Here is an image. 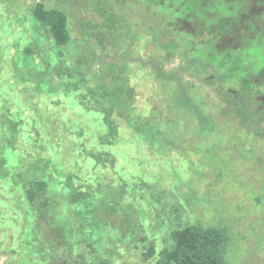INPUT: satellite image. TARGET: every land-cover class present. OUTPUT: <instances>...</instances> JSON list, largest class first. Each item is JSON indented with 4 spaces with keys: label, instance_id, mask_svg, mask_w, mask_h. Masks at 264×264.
Masks as SVG:
<instances>
[{
    "label": "trees",
    "instance_id": "1",
    "mask_svg": "<svg viewBox=\"0 0 264 264\" xmlns=\"http://www.w3.org/2000/svg\"><path fill=\"white\" fill-rule=\"evenodd\" d=\"M139 71L153 82L145 109ZM223 129L264 136V0H0L4 264H113L85 250L107 235L102 195H145L115 148L183 156L181 131ZM171 237L155 264H227L224 228Z\"/></svg>",
    "mask_w": 264,
    "mask_h": 264
},
{
    "label": "rangeland",
    "instance_id": "2",
    "mask_svg": "<svg viewBox=\"0 0 264 264\" xmlns=\"http://www.w3.org/2000/svg\"><path fill=\"white\" fill-rule=\"evenodd\" d=\"M152 83L145 71L131 82L143 109ZM121 135L129 138L130 132L121 130ZM179 145L178 154L184 157L152 150L146 143L137 157L127 145L122 152L115 148L129 163L124 164V176L145 180V195L136 199L114 187L105 189L97 217L107 235H100L101 254L86 247L87 254L110 258L113 264H155L165 247L174 246L172 231L202 224L227 230V264H264V136L223 129L200 137L187 130L179 134ZM109 173L107 182L114 185L113 171ZM152 245L156 255L147 257ZM5 260L0 255V264Z\"/></svg>",
    "mask_w": 264,
    "mask_h": 264
}]
</instances>
